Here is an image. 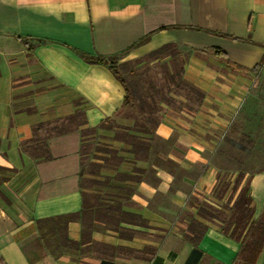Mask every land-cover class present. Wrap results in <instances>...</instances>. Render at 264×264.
I'll return each mask as SVG.
<instances>
[{"label":"crops","instance_id":"0c3cea01","mask_svg":"<svg viewBox=\"0 0 264 264\" xmlns=\"http://www.w3.org/2000/svg\"><path fill=\"white\" fill-rule=\"evenodd\" d=\"M167 45L174 53L151 64L179 67L203 98L169 83L157 124L140 129L141 102L125 106L110 68L82 54L127 65ZM263 58L264 0H0V264H234L241 244L198 210L232 208L248 183L262 216V158L237 188L239 170L224 176L218 158L237 132L262 138L264 67L253 70ZM78 110L87 125L50 136L49 159L24 151L47 138L38 125ZM92 136L114 154L100 146L86 175ZM195 222L207 226L197 246Z\"/></svg>","mask_w":264,"mask_h":264},{"label":"trees","instance_id":"16d2710c","mask_svg":"<svg viewBox=\"0 0 264 264\" xmlns=\"http://www.w3.org/2000/svg\"><path fill=\"white\" fill-rule=\"evenodd\" d=\"M145 41L147 40H144V42ZM173 47H174L173 45L164 46L159 50L155 51L154 53L150 54V56L152 57L154 56L156 58L159 56V54L163 52H170ZM175 50L177 49L175 48ZM171 53H174V50L171 51ZM176 53L178 54V51ZM214 53H216V55H219L221 57H225V53L219 49H215ZM82 58L89 63H98L110 68L114 76L118 79V81L121 82V84L126 90V98L124 103L125 106H128L132 102V100H139L141 102L140 105L138 106L139 112L148 113L150 116L148 117V119H144L143 123L141 124L137 123V127L140 129H144L146 125L155 126L157 124L156 118H154L153 115L160 111V104L163 103L164 101H167L168 94L171 91L169 88V83L176 84L177 88L179 87L188 88V90L194 94V96L197 98L198 101H201V99L203 98V94L199 90L189 86L182 78V76H180V70L178 69L179 67L177 68V71L174 74H169L167 72V80L169 81L167 85L158 88L154 84H152L147 89L146 92L144 91L143 93L140 94L136 93V95L133 98V94L129 87L128 81L126 80V78H124L122 74H120V72L117 69V64L120 59V56L104 58L102 56H90V55L82 54ZM133 62H135L138 65L139 63H141L140 60H135ZM133 62H130L128 64H132ZM263 67H264V58L254 68L253 71L259 72ZM181 71H184L183 67ZM54 125H55L54 127L47 130L48 132L47 138L45 139L34 138L24 143L22 146L24 148V151H29L31 149L32 156L36 160L38 161L47 160L50 158L48 145H47V139L50 136L64 135L72 130L86 126L87 122L84 112L78 110L74 115L62 121H57L54 123ZM44 126H45L44 124L38 125L36 131ZM94 131H95L94 129L86 128L82 131V136L85 138ZM31 143L32 144L35 143V145L29 146ZM82 152H83L82 154L85 157H87L88 153H86L85 147L82 149ZM108 152L114 154L112 150H108ZM242 179H243V175L240 174L236 182V188H237V184ZM198 214L200 217H202L207 221L218 222L220 224L219 225L220 230L224 235L238 241L241 244V250L234 264L257 263V259L264 248V211L262 213V216L257 221H255L253 218L254 217L253 199L250 195V188L248 183L242 188L232 208L226 210H219L210 204L202 203L199 207ZM75 218H76L75 216H68L65 218V220L70 221ZM191 228L192 229L194 228V230L196 229L195 230L196 233L193 234V237L191 238V242L197 246V244L202 239L207 226L204 224H200L199 222L198 223L195 222V224L192 225ZM66 244L69 246H76L75 243L70 241H67ZM201 255H202L201 252L198 249H196L192 255V260H195L194 262H196L197 259L201 257Z\"/></svg>","mask_w":264,"mask_h":264},{"label":"rangeland","instance_id":"374dc122","mask_svg":"<svg viewBox=\"0 0 264 264\" xmlns=\"http://www.w3.org/2000/svg\"><path fill=\"white\" fill-rule=\"evenodd\" d=\"M154 58V56L140 58L138 59L141 61L139 65L135 62L128 65H119V63L117 64L118 71L128 81L129 87L133 94V98L136 93L140 94L144 91L146 92L152 84H154L158 88H161L162 86H165L169 83V81L167 80V69L165 67V64H162L161 62L151 64V61ZM171 88L173 87L171 86ZM189 92L190 91L188 90V88H182V93L186 94ZM54 126V124L48 126L45 125L43 128L44 130H49ZM261 134L262 138L260 140H256L253 137V130L251 133H249V135L252 136L250 138L240 137L241 135L240 133L238 135V132L235 134V136L232 137V141L226 145L223 153L220 154L218 158L219 163H222V166L227 169L225 172H223L224 176L226 174H231L233 170H239L238 172H240L241 175L253 174L258 171L256 170V168L260 165L258 166V164H256V161L260 160V158H262V160L264 161V127ZM88 141L89 144L86 149V151L88 152V156L85 161L86 166L84 169L86 175L90 172H93V167H89V162H91V160L96 157L95 154L100 153L101 150H103L105 147H110V141L103 140L98 136H92L88 139ZM258 141L262 143V148L260 149L255 147V143H257ZM100 146H104V148ZM106 148L104 150L108 151V149ZM259 150H261V155H259L258 153L256 154V151ZM262 166L264 167V163L262 164ZM229 169H231L232 171ZM89 184H91L89 181L85 182V185L88 186Z\"/></svg>","mask_w":264,"mask_h":264}]
</instances>
